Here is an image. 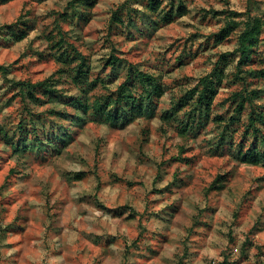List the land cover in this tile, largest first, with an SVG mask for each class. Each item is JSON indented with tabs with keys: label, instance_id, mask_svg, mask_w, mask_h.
Here are the masks:
<instances>
[{
	"label": "rangeland",
	"instance_id": "obj_1",
	"mask_svg": "<svg viewBox=\"0 0 264 264\" xmlns=\"http://www.w3.org/2000/svg\"><path fill=\"white\" fill-rule=\"evenodd\" d=\"M146 5L0 3V65L7 69L0 72V264H264V162L237 158L254 134L264 135L256 119L264 115V75L253 73L264 68L263 46L239 71L238 53L229 57L208 111L187 100L220 55L237 47L244 22L262 17L264 0ZM165 13L171 21L162 20ZM229 21L236 26L217 42L214 34ZM23 27L27 34L19 38ZM64 50L78 60H59ZM111 57L116 64L107 62ZM78 61L90 88L71 79ZM129 64L163 86L150 114L111 127L64 102L82 87L90 103L104 99ZM57 77L60 100L37 93L39 104L13 84ZM77 115L85 120L70 119ZM20 123L43 139L41 146H20ZM47 132L61 138L49 143Z\"/></svg>",
	"mask_w": 264,
	"mask_h": 264
},
{
	"label": "trees",
	"instance_id": "obj_2",
	"mask_svg": "<svg viewBox=\"0 0 264 264\" xmlns=\"http://www.w3.org/2000/svg\"><path fill=\"white\" fill-rule=\"evenodd\" d=\"M9 0H0V3L7 2ZM78 3V6H91L95 0H74ZM146 7L149 10H155L156 6L154 5V0H147ZM178 15H183L185 13V9L182 5H179L177 9ZM231 14L237 15V11H230ZM171 15L169 13H165L162 16V20L165 22L171 21ZM25 25V24H23ZM236 26L235 22H228L227 25L218 30L215 34V40L220 42L226 39L231 31ZM264 30V13L262 17H254L253 19H247L244 22L243 30L237 36V47L233 52L222 53L216 63L214 64L211 71L204 76H202L199 80V85L194 86L190 89L189 96L187 100H193V106L199 111H208L210 105L217 93V87L221 82L224 70L227 64H229V60L235 52L238 53L237 59V70H240L241 64H247L252 62L255 58L258 57L256 54V48L259 45L263 46L264 52V37L261 38V31ZM27 32L23 27L20 29L18 34L19 38H24ZM264 55V53H263ZM79 57L75 55H71L64 50L58 56V59L64 61L66 64H69L73 60H78ZM81 58V57H80ZM264 57H259L258 60H262ZM116 57H111L107 60V62L111 65L116 64ZM74 67L73 72L71 74V79L75 85L85 84L87 88H90L94 82L88 81L87 79V71L83 69L82 63L78 61ZM0 72L3 75H6L7 69L4 66L0 65ZM60 72H64L60 70ZM254 75H264V68L253 71ZM61 76V75H60ZM58 78L52 79L47 78L42 81L31 82L29 80H13L14 86H16L19 90V94L22 98H28L31 102L40 103L42 102L41 97H38L37 93L44 95L50 100H60L61 95L57 89H55L54 85L58 82ZM80 85V87H81ZM139 89V92L136 93L135 90ZM81 94L76 96H68L64 100L67 104H70L75 110L81 111L82 114H89V118L93 121H99L100 123L107 124L111 127H122L124 125L132 122L136 117L141 114H150L154 108V100L162 96L164 93L163 86L158 81L153 74L143 72L139 70L137 67L129 64L127 67L126 78L120 83L117 89L112 92L110 95L104 97V99L95 98L91 103L88 101L87 97L84 96V87L81 89ZM243 100L240 99L237 104L238 108L243 107ZM187 104V101L177 102L173 107H171L170 111H166L165 118H171L175 114V112L179 111L182 106ZM189 114V119H194L196 115ZM199 114V113H198ZM72 121H76L78 123L83 122V119L80 115L76 117H70ZM256 119L262 125H264V115L260 114ZM253 121V119H251ZM188 123L182 126L181 131L185 132L188 127ZM17 127L20 130V134L22 135V139L20 146L32 145V146H41L43 143V139L38 136L37 133L33 131V129H28V127L22 126V123L18 124ZM256 130V129H255ZM28 135L30 136V143H27ZM47 142L52 143L53 141L61 138L59 133H53L51 136L46 133ZM23 144V145H22ZM19 146V145H18ZM18 149L15 147L14 150ZM237 158L244 163L248 164H259L264 162V135L262 134H254L253 139L249 147L243 150L241 147L237 151ZM219 181L215 179L214 182ZM221 186V183L217 185V188Z\"/></svg>",
	"mask_w": 264,
	"mask_h": 264
}]
</instances>
